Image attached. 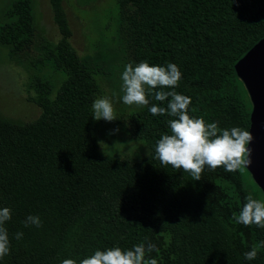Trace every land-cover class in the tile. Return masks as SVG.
Instances as JSON below:
<instances>
[{
    "label": "trees",
    "instance_id": "1",
    "mask_svg": "<svg viewBox=\"0 0 264 264\" xmlns=\"http://www.w3.org/2000/svg\"><path fill=\"white\" fill-rule=\"evenodd\" d=\"M49 2L61 38L43 46V61L61 80L54 88L47 77L29 82L28 99L40 107L35 119L0 122V208L12 210L5 223L10 252L0 264H61L141 242L156 245L159 253L150 255L158 264H264V249L254 260L243 255L264 241V228L232 217L251 194L240 169L205 167L193 181L154 158L170 117L153 116L148 107L130 110L129 134L146 150L141 159L97 150L91 109L100 93L97 71L69 44L59 0ZM115 9L124 59L176 64L182 79L175 91L191 97L190 116L247 130L251 105L233 64L264 36V0H115ZM35 22L34 0H7L0 11L6 57L30 49ZM28 215H38L42 226L25 227Z\"/></svg>",
    "mask_w": 264,
    "mask_h": 264
},
{
    "label": "clouds",
    "instance_id": "2",
    "mask_svg": "<svg viewBox=\"0 0 264 264\" xmlns=\"http://www.w3.org/2000/svg\"><path fill=\"white\" fill-rule=\"evenodd\" d=\"M236 2L237 0H233V4ZM181 79L179 67L170 62L164 66H150L147 61L135 65L128 63L121 74L123 104L148 107L153 116L170 117L167 121L169 133L161 134L155 142L154 158L159 160L162 168L171 166L177 170L182 169L193 181H198L202 178L205 167L215 171L222 166L227 172H236L251 165L252 150L248 145L253 136L250 131L241 127L221 129L218 126L219 121L206 123L202 117L190 116L188 110L191 97L175 91ZM153 100L160 104L153 103ZM165 101L166 106H161ZM91 109L92 118L96 121L111 122L117 119L113 103L107 96L95 99ZM118 131V128L114 129L113 133ZM98 143L108 147L103 141ZM11 214L9 207L0 208V259L10 252L5 223L11 220ZM232 217L237 224L264 228V202L249 194L239 214L233 212ZM30 225L41 227L40 217L28 215L24 226ZM22 237V232L15 234L17 240ZM260 249H264V241L258 242L250 251L245 252L244 259L254 260ZM153 252L159 253L155 244L141 242L131 249L116 246L104 251L96 250L79 261L63 259L61 264H158V260L150 255Z\"/></svg>",
    "mask_w": 264,
    "mask_h": 264
},
{
    "label": "rangeland",
    "instance_id": "3",
    "mask_svg": "<svg viewBox=\"0 0 264 264\" xmlns=\"http://www.w3.org/2000/svg\"><path fill=\"white\" fill-rule=\"evenodd\" d=\"M6 2L0 0V11ZM34 2L36 22L30 49L11 57H6L0 49V122L12 126L32 121L40 113V107L28 99L32 94L29 82L47 77L54 88L61 80V75L43 61V46L52 45L61 38L53 9L49 0ZM59 5L69 31V44L88 66L97 71L95 78L100 88L97 98L107 96L114 106L117 119L97 123V150L122 160L143 158L146 150L130 136L126 123L128 113L136 105H125L121 99L124 94L121 74L124 66L132 62L124 59L119 50L117 40L121 33L115 0H59ZM117 128L119 131L113 133ZM99 141L108 147L100 145ZM240 173L245 188L262 201L251 177L242 169Z\"/></svg>",
    "mask_w": 264,
    "mask_h": 264
},
{
    "label": "water",
    "instance_id": "4",
    "mask_svg": "<svg viewBox=\"0 0 264 264\" xmlns=\"http://www.w3.org/2000/svg\"><path fill=\"white\" fill-rule=\"evenodd\" d=\"M233 69L251 105L247 130L253 136L248 145L252 163L244 168L264 197V36L235 61Z\"/></svg>",
    "mask_w": 264,
    "mask_h": 264
}]
</instances>
